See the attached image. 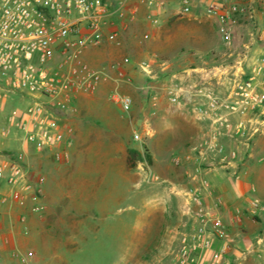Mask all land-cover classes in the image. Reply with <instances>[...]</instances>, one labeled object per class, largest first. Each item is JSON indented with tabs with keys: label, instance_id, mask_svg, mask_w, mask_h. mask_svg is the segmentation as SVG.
I'll return each mask as SVG.
<instances>
[{
	"label": "crops",
	"instance_id": "0c3cea01",
	"mask_svg": "<svg viewBox=\"0 0 264 264\" xmlns=\"http://www.w3.org/2000/svg\"><path fill=\"white\" fill-rule=\"evenodd\" d=\"M162 1L163 5L156 8L128 4L124 19L119 22L118 40L85 52L84 60L102 70L104 77L94 92L78 96L75 111L64 122L70 144L57 148L60 158L55 159L53 151L35 152L23 141L20 132L0 139V164L8 158L21 157L34 181L44 177L39 194H26L19 201L11 197L10 186L0 183V264H63L61 251L76 248L79 241H87L93 234L91 216L97 211L106 217L111 199H125L120 183L135 185L134 201L147 210L141 211L143 227L138 229L139 234L150 230L168 235L177 228L182 231L189 226L188 209L192 207L189 191L200 187V180L193 178L198 158L193 146L204 138L212 139L213 131L209 119L198 115L195 106L207 103L202 95L206 92L224 96L222 93L228 88L223 82L220 59L226 53L216 48L223 43L219 22L207 14V5L212 0H191L190 10L185 14H182V0ZM218 1L235 2L242 9L236 15L233 37L249 43L243 59L234 64L239 69L247 57L254 60L264 54V42L260 39L264 31V0ZM175 25L183 27L175 31ZM140 39H144L143 44H139ZM187 43L195 49L186 51ZM233 53L241 57L240 51ZM160 54L170 58L158 62ZM127 56L138 63L147 60L150 74L125 66V71L129 69L135 78H119L111 66ZM176 62L179 63L174 71ZM252 62L254 65L258 61ZM159 71L172 73L170 82L162 84L157 78ZM126 84L130 87L125 88ZM160 89L177 91L182 98L172 102L164 98ZM137 90L148 93L142 102L136 95ZM115 91L132 98L133 111L140 110L141 106L139 116L135 112L137 116L131 118L110 99ZM4 106L10 111L23 108L24 104L12 96ZM240 121L246 127L241 139L243 145L238 137L222 135L216 140L227 151L249 152L248 162H223L217 151L210 149L201 174L208 180L210 190H203L202 196L205 205L228 226L235 247L230 263L256 264V256L248 255L255 254L263 238H257V245L253 244L254 251L249 254L246 253L249 248L239 249L241 245L235 233L239 223L247 220L237 205L244 202L251 207L253 198L264 199V163L253 164L257 154L254 147L249 150L246 141L252 130L247 129L248 123L253 124L259 118L253 113L232 117L233 124ZM131 132L145 140L144 148L149 156L135 168L128 166L129 149L143 152V148L128 144ZM176 156L182 158L179 164L173 162ZM143 165L149 166L148 171ZM108 184L118 186L117 196L111 197Z\"/></svg>",
	"mask_w": 264,
	"mask_h": 264
},
{
	"label": "built area",
	"instance_id": "2783aa9c",
	"mask_svg": "<svg viewBox=\"0 0 264 264\" xmlns=\"http://www.w3.org/2000/svg\"><path fill=\"white\" fill-rule=\"evenodd\" d=\"M191 0H182V14L190 10ZM130 3L145 4L149 8L163 5L162 0H0V139H7L14 132L23 135V141L35 152L53 151L55 159L61 153V145L68 146L64 122L75 111L79 95L90 94L100 85L104 72L91 66L83 58L87 50L98 49L106 42L115 43L120 35L119 22L124 19L125 8ZM242 12L239 4L212 0L207 14L217 18L220 31L227 44L234 35L236 15ZM156 23V21H153ZM264 40V31L260 34ZM144 39L139 40L143 44ZM129 57L112 64L119 78H125L124 67ZM139 69L150 74L147 60L138 63ZM255 69V74H261ZM255 76L240 92L229 99L213 92L202 94L207 103L196 105L195 112L209 119L213 125L211 138H204L193 146L198 153L194 179L200 187L189 191L191 208L188 209L190 224L178 235V248L174 256L176 264H231L230 256L235 249L227 224L216 212L209 209L202 196L210 190L208 180L201 177L203 163L210 149H215L223 162L236 159L235 150L227 151L216 138L227 135H245V124L232 123V117L253 110L264 102L262 93L256 92ZM17 96L23 108L6 110L4 103ZM110 99L130 112L133 100L130 96L112 92ZM180 94L170 92V100L177 102ZM142 143L143 138L134 134ZM213 142H212V141ZM144 151V148H143ZM182 158L174 157L179 164ZM142 163V161H140ZM148 165L143 169L148 171ZM43 176L34 181L21 157L8 158L0 164V183L12 188L11 197L19 201L26 194H39ZM255 210H264L258 200L251 201ZM217 243V246H215ZM254 247L247 249L252 253Z\"/></svg>",
	"mask_w": 264,
	"mask_h": 264
},
{
	"label": "rangeland",
	"instance_id": "374dc122",
	"mask_svg": "<svg viewBox=\"0 0 264 264\" xmlns=\"http://www.w3.org/2000/svg\"><path fill=\"white\" fill-rule=\"evenodd\" d=\"M207 26H209V24ZM178 27L182 29L183 26L175 25L173 30L178 31ZM220 27L221 26L219 24V31ZM169 30H172V27H169ZM222 42V45H216V48H222L224 53H226V55L220 59V64L223 66V82L228 88L223 91L222 94L224 96L222 98L229 99L234 92H240L241 90L239 89V86H244V84L248 82L252 76L256 77L254 81L256 83L255 91L262 93V89L264 88V54L254 60L247 57L245 59L246 63L243 67L236 69L234 64L243 59V55H245L244 53L247 49L246 45H248L249 42L245 39L237 41L234 40L233 37L232 42L229 45L225 42L223 36ZM193 49L195 48L192 44L187 43L186 51ZM234 50H236V52L240 51L241 57H238L235 53H233ZM157 58L158 62H162L168 60L170 57L168 55L160 54ZM256 60L258 62L251 65L253 63L252 61ZM178 63L179 62L175 63L173 68L175 69L174 71H177ZM230 65H232V67ZM126 67H130V70L132 69L133 71H137L139 69L138 62L133 61L131 57L130 63L126 65ZM260 68H262L261 74L256 75L255 69ZM125 72H128L126 77H129L131 80L135 78L131 77L129 69ZM171 77L172 73H168L167 71H159L157 74V78L162 84L170 82L172 79ZM129 85L126 84L125 88H129ZM159 91L163 93L165 99L169 100L171 92L170 89H160ZM136 95H138L139 101L142 102L144 98L148 96V93H142V91L137 90ZM180 98H182V95H180ZM139 107L141 110V106ZM140 110L138 108L134 111L131 109L130 112H127L126 114H130L131 118H133L137 116L135 112L138 113L139 116ZM113 113H115V111H113ZM245 113H253L254 117L259 118V121H255L253 124L248 123L247 129L249 128V130H252L251 132L249 131L251 135L249 134L248 137L250 139L246 140L249 143V150L251 147H254V150L256 151V159L252 162L254 165L256 164L258 166L264 163L263 160L259 162V159H264V102L257 105L253 110H247ZM237 115H241V113ZM235 137H238V142L243 145L244 142L241 140L242 136L236 135ZM127 141L130 146L140 145L142 148L146 146L144 139L142 143L135 141L133 132L129 133ZM236 153V159L231 162H248L249 152L239 153V151L236 150ZM110 187L109 193L112 195L111 197L117 196L118 186L112 187L110 184ZM120 188L121 194H123V192L125 193V199H122L121 201H114L111 199L109 213L106 217L101 216V214L97 211L94 216H91L89 223L95 228L93 234H90L87 241H79L76 248L62 250L61 257L63 264H176L174 256L178 248L179 228L175 230L176 233H169L167 235L166 233L154 234L148 227V232L139 234L138 229L140 230L141 227H143V220H141L140 217L142 216L141 211L147 212V210L144 206H141L140 203L138 204L134 201L133 191L135 190V185L131 183H120ZM254 200H258L260 205H264L263 198L256 197L251 201ZM237 206L239 208L238 211L247 219L245 223H239V230L235 233L236 239L241 245L239 249L241 251L246 250V248H250L253 244H256L255 241L259 238H263L260 245L256 244L255 254H250L248 256H256V264H264V210H255L252 206L250 207L249 204L244 202L238 204ZM119 229L121 232H119Z\"/></svg>",
	"mask_w": 264,
	"mask_h": 264
},
{
	"label": "trees",
	"instance_id": "16d2710c",
	"mask_svg": "<svg viewBox=\"0 0 264 264\" xmlns=\"http://www.w3.org/2000/svg\"><path fill=\"white\" fill-rule=\"evenodd\" d=\"M148 158V151L144 148V152H141L135 148H130L128 153V166L130 168H135L138 162L142 161L143 159Z\"/></svg>",
	"mask_w": 264,
	"mask_h": 264
}]
</instances>
